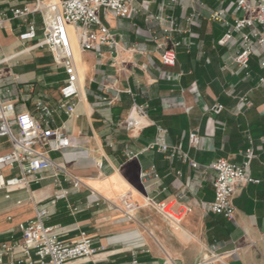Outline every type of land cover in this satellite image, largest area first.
Masks as SVG:
<instances>
[{
	"label": "crops",
	"instance_id": "obj_1",
	"mask_svg": "<svg viewBox=\"0 0 264 264\" xmlns=\"http://www.w3.org/2000/svg\"><path fill=\"white\" fill-rule=\"evenodd\" d=\"M51 1L60 0H41ZM34 3L0 0V12L5 13L0 22L1 58L6 59L0 64V84L25 88L24 93L17 91L18 112L39 115L35 102L49 104L55 110L52 125L63 126L74 146L49 153L67 173L55 176L54 168L45 169L35 174L38 181L9 197L0 190V251L5 244L12 248L0 264H40L35 252L30 260L23 252L21 225L41 208L48 209L44 223L55 226L61 240L75 242L82 232L92 238L95 254L72 264H264V84L258 80L264 77V49L256 48L246 75L233 60L238 43L219 45L226 27L211 18L220 9L231 18L235 0H135L141 11L134 19L102 8L100 17L117 34L120 49L113 53L106 46L99 51L82 50L78 42L72 46L82 90L71 116L58 109L66 78L63 67L55 83L51 51L25 50L34 42L19 39L29 20H35L41 32V15L14 18L12 9ZM159 14L172 16L179 30L165 32L151 19ZM177 40L182 41L177 63L165 66L157 42L172 47ZM134 101L147 106L144 122H154L138 135L121 124ZM216 103L224 106L220 114L208 110ZM157 125L164 128L169 144L181 146L203 165L221 158L241 163L244 152L254 149L251 174L259 182L237 185L233 219L210 209L215 170L207 169L199 179L189 162L144 151L154 141ZM193 132L200 138L198 146L190 143ZM10 149V141L0 138V156ZM0 169L6 176L14 174L5 166ZM143 173L149 178H142ZM71 176L81 181L79 188ZM61 190L67 195L57 199ZM127 193L139 206L132 219L109 203ZM146 195L189 205L192 211L176 226L152 206H143Z\"/></svg>",
	"mask_w": 264,
	"mask_h": 264
},
{
	"label": "built area",
	"instance_id": "obj_2",
	"mask_svg": "<svg viewBox=\"0 0 264 264\" xmlns=\"http://www.w3.org/2000/svg\"><path fill=\"white\" fill-rule=\"evenodd\" d=\"M167 1L178 2V0ZM102 8L113 11L119 17L129 19H134L141 11L135 5V0H60L47 4L42 3L41 0H35L31 7L26 5L12 9L14 18L24 19L29 15H41V32H39L37 22L29 20L26 30L20 33L19 39L23 44L34 42L25 50L35 47L48 48L53 55L54 62L63 67L66 78L60 87L61 98L58 109L63 110L69 116L74 114L76 100L82 90V81L74 58L69 27L74 28L82 50L99 51L102 46H106L111 52L118 53L120 49L117 34L100 17ZM235 9L236 14L231 18L224 9L215 11L211 18L223 23L226 27L225 33L218 40L219 45L227 46L233 42L238 43L239 50L233 60L248 75L251 56L257 47L264 49V0H235ZM4 16L5 13L0 12V22ZM193 17L194 14L189 17L190 23H193ZM151 19L156 20L169 34L179 30L172 16L159 14L151 16ZM137 32L142 33L140 28H137ZM181 44L182 41L177 40L172 43V47H167L164 43L157 42L162 64L169 67L176 65V49ZM5 61V58H1L0 48V64ZM260 66L264 68V58L261 59ZM258 80L260 84H264V77H259ZM29 86L31 89L32 84ZM17 91L19 94L24 93L25 88H15L14 85L6 82L0 84V138H7L11 144L10 151L0 156V166L14 171L12 176H6L0 169V190L6 192V197L10 196V192L28 187L32 182L38 181L39 178H36L35 174L42 170L54 168L55 176L59 173H67L50 158L49 153L74 146V141L63 126L54 127L52 125L55 110L43 100L38 99L34 104L39 115L30 111L18 112ZM223 109L224 106L220 103L208 108L215 114H220ZM146 117L147 106L134 101L121 124L127 132L138 135L145 127L154 124V122L145 123ZM190 143L193 146L200 144V138L196 132L190 134ZM149 150L164 153L171 159L178 157L189 162L192 168L198 170L199 179L207 169L215 170L217 172L214 182L215 194L210 203V209L213 213L228 219L234 218L233 198L237 185L241 181L259 182L251 174V164L255 157L252 147L244 152V160L241 163L221 158L210 165H203L191 158L181 146L169 144L164 136V128L157 125L154 141L144 148V151ZM154 176L158 178L159 175L155 173ZM142 178L148 179L149 174L143 173ZM71 180L74 187L81 186L78 178L71 176ZM57 182H60L58 177ZM66 195L67 191L61 190L56 194V198H65ZM109 203L113 209L122 212L130 219L134 218L133 212L139 207L129 193L119 196L116 200H109ZM143 206H152L176 226L180 224L185 215L192 211L189 205L177 206L176 201L160 200L149 195L144 197ZM48 214L47 208H41L36 211L32 219L21 225V247L28 260L31 259L32 252H35L40 264H72L76 259L95 254L97 250L93 246L92 238L85 232H82L75 242L68 243L61 240L56 227L47 226L44 223V218ZM11 249L10 246L3 245L0 251V262L3 261L5 253ZM164 264H174V262L169 260Z\"/></svg>",
	"mask_w": 264,
	"mask_h": 264
},
{
	"label": "rangeland",
	"instance_id": "obj_3",
	"mask_svg": "<svg viewBox=\"0 0 264 264\" xmlns=\"http://www.w3.org/2000/svg\"><path fill=\"white\" fill-rule=\"evenodd\" d=\"M26 68V65H22L21 66V69H25ZM60 65L56 64L55 63V67H53L51 70H50V73H51V77L53 78V80L55 81V83H58V81H60L61 79V73H60Z\"/></svg>",
	"mask_w": 264,
	"mask_h": 264
},
{
	"label": "bare ground",
	"instance_id": "obj_4",
	"mask_svg": "<svg viewBox=\"0 0 264 264\" xmlns=\"http://www.w3.org/2000/svg\"><path fill=\"white\" fill-rule=\"evenodd\" d=\"M69 31H70L71 42H72V46H73L74 44H77L78 36H77V34H76V32H75L73 27H69Z\"/></svg>",
	"mask_w": 264,
	"mask_h": 264
}]
</instances>
